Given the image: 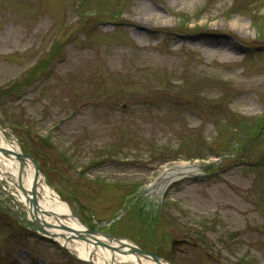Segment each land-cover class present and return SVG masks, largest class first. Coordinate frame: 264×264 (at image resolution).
<instances>
[{
    "label": "rangeland",
    "instance_id": "1",
    "mask_svg": "<svg viewBox=\"0 0 264 264\" xmlns=\"http://www.w3.org/2000/svg\"><path fill=\"white\" fill-rule=\"evenodd\" d=\"M0 126L87 227L170 264H264V0H0ZM1 187L0 264H88Z\"/></svg>",
    "mask_w": 264,
    "mask_h": 264
},
{
    "label": "water",
    "instance_id": "2",
    "mask_svg": "<svg viewBox=\"0 0 264 264\" xmlns=\"http://www.w3.org/2000/svg\"><path fill=\"white\" fill-rule=\"evenodd\" d=\"M9 141L14 144L13 140ZM4 160L7 162L10 161L13 168L12 173L5 170L1 165ZM0 180L2 182H8L9 185L13 186L22 194L23 202L26 204L27 214L20 213L16 208V200L13 199L12 196H8L15 206L13 209L23 219L29 222L37 232L60 243L75 258L84 260L89 264H96L92 258V253H90L87 258L80 257L75 253L73 248L68 245L69 241L76 238L91 243L93 245L92 249L96 248V245L106 247L110 251V264H120V261L117 260L113 253L114 251L131 253L137 257L152 260L156 264H170L164 257L155 252L143 250L132 242L119 243V245H117L109 241V239L101 240L96 234H102L109 238H120L99 229H90L88 227L76 229L65 225L61 218H64L66 215L48 208L43 202L41 191L42 183L48 184L42 175L37 160L32 155L22 152L18 147L8 148L0 146ZM44 216H51L55 218L57 222H49ZM175 242L181 243L183 241L179 240Z\"/></svg>",
    "mask_w": 264,
    "mask_h": 264
},
{
    "label": "bare ground",
    "instance_id": "3",
    "mask_svg": "<svg viewBox=\"0 0 264 264\" xmlns=\"http://www.w3.org/2000/svg\"><path fill=\"white\" fill-rule=\"evenodd\" d=\"M161 20V19H160ZM163 21V20H161ZM5 130L0 127V146L3 147H18L15 143L12 144L9 140V138L6 137L4 134ZM4 163V162H3ZM6 166L5 167H10L9 170L12 171V167L9 162L4 163ZM197 170L196 164L190 165L188 163H179L174 166H171L170 168H167L164 170L160 176V180L158 181V184L155 187V190H158L161 188L163 185L167 183V181L174 179V178H179L181 176H184L190 172H193ZM160 190V189H159ZM42 198L45 206L48 208L57 211L59 213L65 214L66 219L64 220L65 225L70 226L72 228H86V225L81 222L78 218L72 216L70 214V209L68 208L67 204L61 200V198L58 196V194L49 186L46 184L42 185ZM157 192V191H156ZM51 218H48L50 221ZM57 220H55V223ZM97 237H99L101 240H108L111 242H114L115 244L119 245V243H128V240L126 239H115V238H109L105 235L102 234H96ZM74 249L76 250V253L80 257H87L89 256L90 252L92 251L93 254L95 253V262L97 264H109L106 263L105 261H110L109 260V250L106 247L103 246H98V248L92 249V244L90 243H85L83 240H75L72 244ZM118 258L122 263L125 264H156L153 261L147 260H141L142 258L137 257L134 254L130 253H125V252H117Z\"/></svg>",
    "mask_w": 264,
    "mask_h": 264
}]
</instances>
